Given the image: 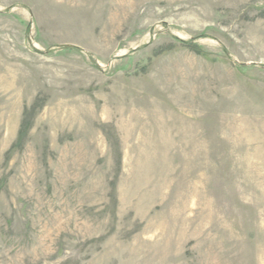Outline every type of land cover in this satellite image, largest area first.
<instances>
[{
  "label": "rangeland",
  "instance_id": "1",
  "mask_svg": "<svg viewBox=\"0 0 264 264\" xmlns=\"http://www.w3.org/2000/svg\"><path fill=\"white\" fill-rule=\"evenodd\" d=\"M0 264H264V0H0Z\"/></svg>",
  "mask_w": 264,
  "mask_h": 264
}]
</instances>
